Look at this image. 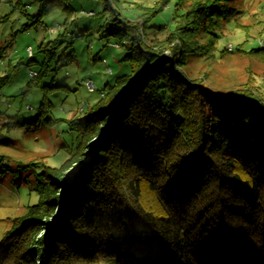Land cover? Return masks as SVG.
I'll return each mask as SVG.
<instances>
[{
  "label": "trees",
  "instance_id": "16d2710c",
  "mask_svg": "<svg viewBox=\"0 0 264 264\" xmlns=\"http://www.w3.org/2000/svg\"><path fill=\"white\" fill-rule=\"evenodd\" d=\"M104 2L112 10L116 0ZM177 6L186 25L150 44L155 9L142 31L112 20L130 74L69 122L79 145L37 177L38 203L11 220L0 264H264V102L247 85L221 95L184 71L191 54L212 52L236 10L221 0ZM250 56L264 63V50Z\"/></svg>",
  "mask_w": 264,
  "mask_h": 264
},
{
  "label": "rangeland",
  "instance_id": "374dc122",
  "mask_svg": "<svg viewBox=\"0 0 264 264\" xmlns=\"http://www.w3.org/2000/svg\"><path fill=\"white\" fill-rule=\"evenodd\" d=\"M104 1L0 0V241L11 220L38 203L37 177L60 169L76 151L79 138L69 122L83 118L116 79L130 74L127 50L116 35L123 24L112 23L115 13L142 31L143 15L155 9L144 28L147 44L187 23L177 0H116L113 11ZM221 2L236 14L225 23L212 52L188 57L185 74L221 95L247 85L264 102V63L250 56L264 50V0ZM64 6L73 11L68 20ZM43 7L51 10L39 17ZM200 42L207 43L205 35ZM49 56L50 70L33 78L31 73L40 75ZM89 80L93 93L84 86ZM29 165L34 167H24ZM97 264L117 263L105 259Z\"/></svg>",
  "mask_w": 264,
  "mask_h": 264
},
{
  "label": "built area",
  "instance_id": "2783aa9c",
  "mask_svg": "<svg viewBox=\"0 0 264 264\" xmlns=\"http://www.w3.org/2000/svg\"><path fill=\"white\" fill-rule=\"evenodd\" d=\"M53 32V31H52ZM231 49H232V47H230L229 48V51H231ZM28 54H29V56L30 57H32L33 56V54H32V51L30 50V49H28ZM31 76L32 77H34V76H36V74L35 73H31ZM84 86L87 88V90L90 92V93H93L94 91H95V85H94V83L92 82V81H86L85 83H84ZM102 96H103V93H102ZM101 96V97H102Z\"/></svg>",
  "mask_w": 264,
  "mask_h": 264
},
{
  "label": "water",
  "instance_id": "95a60500",
  "mask_svg": "<svg viewBox=\"0 0 264 264\" xmlns=\"http://www.w3.org/2000/svg\"><path fill=\"white\" fill-rule=\"evenodd\" d=\"M106 2H109V0H105ZM114 20L115 21H117V22H119L120 24H125V22L123 21V20H121L116 14H115V16H114ZM169 59V57L168 56H166V55H163L162 57H161V60H168Z\"/></svg>",
  "mask_w": 264,
  "mask_h": 264
}]
</instances>
